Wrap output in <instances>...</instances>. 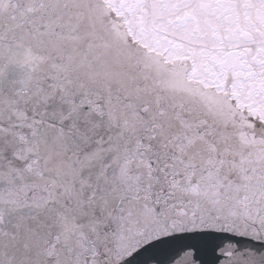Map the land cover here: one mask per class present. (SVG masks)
I'll return each mask as SVG.
<instances>
[{"label": "snow or ice", "instance_id": "1", "mask_svg": "<svg viewBox=\"0 0 264 264\" xmlns=\"http://www.w3.org/2000/svg\"><path fill=\"white\" fill-rule=\"evenodd\" d=\"M0 264H264V0H0Z\"/></svg>", "mask_w": 264, "mask_h": 264}]
</instances>
